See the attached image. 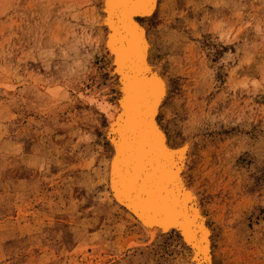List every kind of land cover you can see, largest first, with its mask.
Masks as SVG:
<instances>
[{
	"label": "clouds",
	"instance_id": "obj_1",
	"mask_svg": "<svg viewBox=\"0 0 264 264\" xmlns=\"http://www.w3.org/2000/svg\"><path fill=\"white\" fill-rule=\"evenodd\" d=\"M100 3L101 0H0V189H4L0 192V203L13 196L16 203L42 202L38 188H33L35 195L28 201L24 181L19 185H12L11 181L4 182V173L16 168L19 162L41 172L48 170L53 161L63 164L59 159L63 151L55 145L47 153L51 157L55 152V157L45 159L44 149L53 131L45 124V119L58 127L71 129L70 135L75 139L73 148L77 149L81 144L88 145L86 151L90 153L79 163L64 167L54 183L49 177H44L50 186L56 188L55 192L47 194L48 207L54 212H67L75 219L81 214L78 209L87 203L88 196L100 186L109 185L110 159L102 158V146H97L96 150L91 148L96 137L79 127L82 122L98 125V115L85 112L80 116L69 112L71 120L58 123L60 114L78 102L96 106L91 100L100 99V92L87 87L92 82L91 77L100 76L94 60L97 54L104 52L108 40L104 31L105 20L98 8ZM174 4L175 0H165L161 29L166 30L177 15H186V12H177L174 7H170ZM188 4L195 11L204 10L205 13L198 22H190L193 29L210 25L204 31L217 32L226 42L237 39L250 28L259 37V41L251 45V50H245L242 56L236 54L229 57L232 60L239 57V63L229 70L225 90L218 91L214 73L202 69L196 63L200 60L201 65L204 64L203 57L196 51L197 44L188 40L187 36L172 33L167 40L173 45V51L182 42L186 43L183 45V55H171L168 58L171 68L166 75L186 78L183 96L175 98L173 105L175 108L182 105L181 111H186L187 119L181 123L182 136L184 139H192L194 152H198V155L191 157L198 160L196 172L193 174L189 171L186 179L192 190L199 194L202 210L213 222L217 233L216 255L221 258L222 264H264V221H257L255 229L248 227L251 212L257 205L264 207V188L250 191L256 183L253 173L259 176L257 169H264V136L252 140L247 135H232L227 139L216 135L230 125L232 128L242 126L250 130L253 122L264 119V105L255 104L251 98H244L245 93L252 97L264 89V73L260 79H236L240 68L251 64L257 53H264V0H188ZM206 5H212L218 10L217 13L210 14ZM224 9H229L231 16L222 15ZM195 34L200 36L201 32L196 31ZM29 62L39 64L42 70L30 69ZM103 91L108 92L109 89L106 87ZM217 91L218 95L210 100L211 94ZM104 99L106 103L107 97ZM221 101L226 103V107L223 111H217L218 102ZM22 105L29 112L45 119L24 117L23 112L16 111ZM119 110L117 105L111 104L110 110L105 113L106 118L114 119ZM167 113L171 119L174 116L173 108H168ZM21 118H26L28 123L22 127V131L17 132L18 136L29 132L33 125L42 129L37 131V135L42 137L40 146L27 159L23 155V145L12 141L9 130L13 122ZM217 137L223 142H218ZM245 152L256 158L250 168L237 166V161ZM211 153H217L219 158L214 160ZM75 169L83 171L84 179L80 181V186L87 190V195L81 200L72 199L70 205L64 207L63 198L57 202L50 197L63 196V185L74 180L73 177L65 178L64 174ZM12 188L16 189L15 192ZM94 199L99 205L108 206L112 212H119L127 218L109 227V217L93 237H88L86 233L93 224L100 223L98 218L90 224L80 225L79 230L84 239L103 250L110 247L105 243L110 234L119 233L122 239L127 224L139 222L120 208L107 187L96 192ZM87 211L95 213L97 217L100 215L95 206ZM139 235L151 245L158 236V230L145 229ZM4 239L0 236V242ZM2 264H10V261L5 258ZM29 264L38 262L32 260ZM142 264L147 262L144 260ZM173 264H192V261L185 252L177 256Z\"/></svg>",
	"mask_w": 264,
	"mask_h": 264
},
{
	"label": "rangeland",
	"instance_id": "obj_2",
	"mask_svg": "<svg viewBox=\"0 0 264 264\" xmlns=\"http://www.w3.org/2000/svg\"><path fill=\"white\" fill-rule=\"evenodd\" d=\"M162 2L160 10L149 20V34L152 41V62L167 79L169 85L161 122L166 127L168 134L174 138L173 144L178 145L188 142L192 144L188 172L191 171L195 174L198 160H193L191 157L198 155V152H194V141L192 139H184L182 136L181 123L187 119L186 111H181L182 105L179 108H175L173 105L175 98L183 96L186 78L177 75H166L171 68V62L168 58L171 55H183V45L186 41L182 42L181 46L173 51V45L168 42L167 37L172 33H180L182 36H187L188 40L197 44L196 51L203 57L204 64L201 65L200 60H197L196 63L202 69L211 70L214 73L218 91L225 90V85L229 78V70L239 63V57L235 60L229 59V57L236 54L242 56L245 50H251V45L258 42L259 37L255 30L250 28L242 32L237 39L226 42L225 39L221 38L219 33L204 31V28H210V25H202L199 29H193L190 26V22L193 20L198 22L203 18L205 13L204 10L200 12L195 11L193 7L189 6L188 0H175V4L170 7H174L177 12H186V15H177L167 25L166 30L161 29L160 25L164 23L165 9L163 5L165 0H162ZM205 7L210 14H216L218 11L212 5H206ZM98 8L100 14H102L104 0H101ZM222 15L231 16V11L224 9ZM104 31L106 36L109 35L107 26ZM196 31H200L201 35L197 36L195 34ZM94 64L99 68L100 76L99 78L91 77L92 82L87 87L100 92V99L104 102V98L107 97L106 103L117 104V99L120 95V85L118 83V75L114 70L115 66L109 58L107 41L104 52L96 55ZM28 66L33 70H42L39 64L29 62ZM262 73H264V53H257L251 64L245 65L238 70L236 79L242 80L245 77L249 80L260 79ZM106 87L109 89L108 92L103 91ZM218 91L211 94L210 100L218 95ZM244 98H251L255 104L264 105V89H260L252 97H248L245 93ZM225 107L226 103L224 101L218 102L217 111H223ZM168 108H173L174 110V116L171 119L168 117ZM16 111L23 112L24 117L35 116L38 120L45 119L34 112H29L26 106L23 105L20 109H16ZM69 112H75L80 116H83L85 112H93L98 115L100 121L98 125L91 122H82L79 127L91 132L96 137L91 148L96 150L97 146H102L104 148L102 158L106 157L111 161L113 153L108 135L109 118H106L105 112L96 106L78 102L67 112L60 114L58 123L69 122L71 120ZM27 123L28 120L26 118H21L13 122V125L9 129L12 141L23 145L25 159L35 153L42 139L40 135H37V131H41L42 129H37L35 125L32 126L29 132L17 135V132L22 131V127L27 125ZM45 124L53 129L50 134L51 140L44 149L43 154L45 159L55 157V152L52 153L51 157L47 154L48 149L55 145L63 151V155L59 157L63 161V164H57L53 161L48 170L41 172L36 168L28 167L21 161L16 168L8 169L4 173L5 183L11 181L12 185H19L21 181L25 182L27 189L26 199L28 201H31L35 195L33 188H38L41 192L42 202L16 203L15 196H13L5 198L0 203V236L5 237L0 242V264H2L5 258L10 261V264H29V261L32 260L37 261L38 264H138V262L142 264L144 260L147 264H173L175 258L183 255L185 252L188 253L190 258L191 252L183 244L182 237L178 232L173 231L168 235L157 236L153 243L149 245V242L139 235V233L144 231L140 223L129 222L126 234L122 239L119 233L115 235L110 234L105 239V243L110 245L107 249L101 250L95 243L89 244L79 230L82 223L90 224L92 220L99 219L100 223L93 224L86 233L88 237H93L101 225L109 220V217H111L109 227H113L121 220L127 219L119 212H112L108 206H101L95 201L96 192L105 190V187L110 190V185L100 186L96 192L88 196L87 203L81 205L78 209L81 214L76 216L75 219L67 212L52 211L48 207L47 194L55 192L56 188L50 186L44 177H49L54 183L55 178L63 171L64 167L73 163H79L82 159L88 157L90 153L86 151L89 147L88 145L81 144L79 148H73L75 139L70 135L71 129L58 127L57 124L47 119H45ZM216 135L225 139L231 138L232 135H247L252 140H258L264 136V119L253 122L250 125V130L242 126L232 128V125H230ZM220 137L216 138L217 141L223 142ZM81 153H83V156ZM211 155L214 160L219 158L217 153H211ZM255 159L253 154L245 152L237 161V166L250 168ZM257 172L260 175L257 176L256 173H253L256 183L250 191L264 188V169L258 168ZM64 175L65 178L73 177L74 180H69L68 184L63 185L61 188L62 197L61 195H54L50 198L57 202L63 198L65 201L64 207H68L72 199H84L87 195V190L80 186V181L84 179L82 170L75 169L65 172ZM193 178H195V175ZM69 184H71V187H69ZM12 190L15 192L16 189L12 188ZM2 191L4 189H0V192ZM93 206L100 212L98 217L95 213L87 211L88 208ZM120 208L124 212H127L123 207L120 206ZM249 219L251 222L248 224V227L255 229L257 221H264V207L257 205L251 212ZM113 232H116V230L113 229ZM30 249L31 251H29ZM218 264H222V260Z\"/></svg>",
	"mask_w": 264,
	"mask_h": 264
},
{
	"label": "snow or ice",
	"instance_id": "obj_3",
	"mask_svg": "<svg viewBox=\"0 0 264 264\" xmlns=\"http://www.w3.org/2000/svg\"><path fill=\"white\" fill-rule=\"evenodd\" d=\"M156 2L105 0L108 48L120 85V110L108 132L110 190L144 228H159L163 235L178 230L183 244L195 250V264H216L206 214L186 179L192 144H172L174 138L161 123L167 84L148 62L150 46L138 22L153 14ZM91 102L105 113L110 110L102 99Z\"/></svg>",
	"mask_w": 264,
	"mask_h": 264
},
{
	"label": "bare ground",
	"instance_id": "obj_4",
	"mask_svg": "<svg viewBox=\"0 0 264 264\" xmlns=\"http://www.w3.org/2000/svg\"><path fill=\"white\" fill-rule=\"evenodd\" d=\"M162 0H157V2H156V6H155V10H154V12H153V14L151 15V16H148V17H142V18H140V20L138 21L139 23H141L142 24V26L145 28V30H146V39H147V42H148V44H149V49H148V62H149V64L151 65V67L156 71V72H158L160 75H161V77L164 79V81L166 82V84H167V91L169 92V85H168V81H167V79L161 74V72L154 66V64H153V62H152V41H151V36H150V34H149V20L160 10V5H162ZM102 14H101V16L104 18V20L106 19V15H105V0H104V8L102 9ZM109 29V28H108ZM109 35H110V29H109V33H108ZM109 35H107L108 37H109ZM107 46H108V40H107ZM109 49V48H108ZM109 58H110V60H111V63L115 66V62H114V57H113V54H112V52L110 51V49H109ZM115 70V69H114ZM116 72V71H115ZM119 89H120V86H119ZM168 95V94H167ZM167 98V97H166ZM165 98V99H166ZM111 105V104H110ZM115 105H117L118 107H119V104L117 103V104H115ZM164 108V107H163ZM163 108H162V110H161V112L163 113ZM120 109V108H119ZM118 113V112H117ZM116 113V114H117ZM111 118H109V125H110V123H111ZM162 123V122H161ZM163 125V124H162ZM108 132H109V127H108ZM171 143H172V141H171ZM173 144V143H172ZM183 144H185V143H182V144H174L175 146H177V147H180V146H182ZM188 171V170H187ZM110 185V184H109ZM189 190H191V191H193L192 190V188H191V186L189 185ZM195 192V191H194ZM112 194V193H111ZM195 194L197 195V198H198V202H199V206H200V208H201V210H202V206H201V198H200V196H199V194L198 193H196L195 192ZM113 197V196H112ZM114 198V197H113ZM115 199V198H114ZM119 205V204H118ZM121 206V205H120ZM129 213V212H128ZM202 214H206L203 210H202ZM205 219H206V222H207V224H208V226H209V228H210V231L212 232V237H211V239H212V246H213V255H214V259H215V262H216V264H218L219 263V261L221 260V258L219 257V256H217L216 255V247H217V245H216V235H217V233H216V231H215V229L213 228V222L212 221H210L209 220V218H208V216H207V214L205 215ZM141 226H142V228L145 230V229H147V228H144V226L142 225V224H140ZM147 230H149V231H152V230H158V236H160V235H163V234H161V232H160V229L159 228H155V229H147ZM173 232V231H172ZM174 232H178V230H175ZM179 233V232H178ZM190 252H191V256H190V258H191V261H192V264H195V262H194V256H195V250L193 249V250H190Z\"/></svg>",
	"mask_w": 264,
	"mask_h": 264
}]
</instances>
